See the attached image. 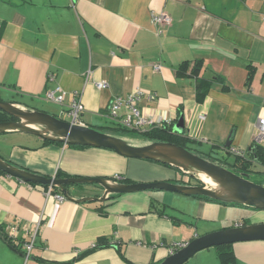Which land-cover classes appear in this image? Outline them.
<instances>
[{
  "label": "crops",
  "instance_id": "crops-1",
  "mask_svg": "<svg viewBox=\"0 0 264 264\" xmlns=\"http://www.w3.org/2000/svg\"><path fill=\"white\" fill-rule=\"evenodd\" d=\"M161 12L172 18L162 31L151 20ZM198 60L203 66L191 74ZM98 81L108 86L99 89ZM59 85L64 103L46 99ZM134 92H141L147 116L173 122L188 144L211 146L201 152L227 162L241 155L236 151L249 157L264 117V0H0V97L61 117L70 116L79 94L84 125L103 128L115 125L109 117L114 98ZM180 119L182 132L174 130ZM0 157L48 177L191 181L158 161L25 131L0 133ZM251 168L264 172L255 161ZM46 187L0 173V264H158L175 244L206 233L194 221L202 217L174 205L179 192L150 189L60 203L46 196ZM68 189L75 199L103 194L92 183ZM190 197L185 203L202 212L219 204ZM38 222L25 259L23 244ZM232 249L242 264H264V240L236 242Z\"/></svg>",
  "mask_w": 264,
  "mask_h": 264
},
{
  "label": "water",
  "instance_id": "water-1",
  "mask_svg": "<svg viewBox=\"0 0 264 264\" xmlns=\"http://www.w3.org/2000/svg\"><path fill=\"white\" fill-rule=\"evenodd\" d=\"M0 109L15 116L16 120L0 122V133L7 131H25L40 135L48 140L72 145L105 147L128 157L150 159L179 168L190 179L203 182V185L155 181L123 183L106 177H48L18 168L0 157V170L26 182L58 187L69 199L83 202L89 199L104 201L110 194L145 191L150 189L179 192L188 196H207L226 203L254 206L264 210V184L254 182L247 172L238 173L226 163H218L215 157L196 149L169 141L152 140L138 133L123 134L110 129L75 123L59 116L33 109L21 103L0 98ZM29 123L40 124L38 128ZM182 119L175 131L182 132ZM180 128V129H178ZM133 140H132V139ZM232 136L224 147L230 149ZM253 147L247 152L251 154ZM193 168L215 177L221 188L208 185ZM98 184L103 188L101 196L75 199L69 193L72 184ZM264 240V222L237 225L197 236L171 253L158 264H184L197 252L213 246L233 244L242 241Z\"/></svg>",
  "mask_w": 264,
  "mask_h": 264
},
{
  "label": "built area",
  "instance_id": "built-area-1",
  "mask_svg": "<svg viewBox=\"0 0 264 264\" xmlns=\"http://www.w3.org/2000/svg\"><path fill=\"white\" fill-rule=\"evenodd\" d=\"M151 20L153 24L160 27V31H162L163 27L170 25L172 22L171 16L166 12L153 13ZM154 68L155 70H159L161 68V64L156 63L154 65ZM88 77L89 74L87 78ZM95 85L97 88L102 89L107 87L108 83L105 81H98L95 82ZM141 95V92H134L130 93L127 96H117L114 98L109 110V117L113 120L114 124L135 132H143L152 128L153 126H160L165 122V120H163L162 118H151L142 111L139 106ZM65 96L66 91L60 85L55 89L47 91L45 94L46 99L56 103H64ZM68 111L71 116V121L79 124H84L81 119V114L84 111V105L79 94H76V96L74 97ZM257 127L258 136L256 138V141L262 143L264 141V117H260L258 119ZM236 153L243 155V153H241L240 151H236ZM114 178L116 180L124 179V177L120 174H116ZM45 194L47 197H53L60 203L68 199V196L64 192L55 191L53 186L46 187ZM39 227L40 222L33 226L29 238L26 239L23 244L26 259L30 257L32 253ZM187 243L188 242L175 244V247L172 251L175 252L177 249L185 246Z\"/></svg>",
  "mask_w": 264,
  "mask_h": 264
},
{
  "label": "rangeland",
  "instance_id": "rangeland-1",
  "mask_svg": "<svg viewBox=\"0 0 264 264\" xmlns=\"http://www.w3.org/2000/svg\"><path fill=\"white\" fill-rule=\"evenodd\" d=\"M4 100H7L8 97L6 95L1 96ZM61 118L70 121L71 116L65 114L61 116ZM193 149L198 151H209L211 146H206L203 144H188ZM205 153V152H203ZM215 157L218 163H223L222 159L217 155ZM224 164V163H223ZM259 168H262L261 165H258ZM230 167V166H229ZM232 168V167H230ZM175 171L181 175L179 169L173 168ZM234 169V168H232ZM235 170V169H234ZM249 178L256 183L263 184L264 183V172L263 173H250ZM167 181V180H166ZM172 182V181H169ZM182 179L179 180V183H182ZM196 183V179L191 178L190 183ZM206 182V181H205ZM208 183V182H207ZM208 185H211L208 183ZM213 187V185H211ZM177 194V193H176ZM176 199L174 201V205L179 206L181 209L188 213H192V215H196L194 221L198 223V227L201 233H209L221 229H225L226 226L234 225L236 221L247 222L248 224L260 223L264 222V210L258 209L254 206H246V205H228V204H215L207 206L205 208V212H202V207L199 205H195L193 203H185L186 201L193 202L190 196L178 193L176 195ZM199 219V220H198ZM26 257V255H25ZM26 259V258H25ZM184 264H223L222 258L218 254L217 246H213L210 248L203 249L197 252L192 258L186 261Z\"/></svg>",
  "mask_w": 264,
  "mask_h": 264
},
{
  "label": "trees",
  "instance_id": "trees-1",
  "mask_svg": "<svg viewBox=\"0 0 264 264\" xmlns=\"http://www.w3.org/2000/svg\"><path fill=\"white\" fill-rule=\"evenodd\" d=\"M188 66H189L188 62H185L180 67L179 72L184 73V71L188 68ZM202 66H203L202 60L196 61L195 64L192 66L191 74L199 73ZM252 77H253V70H250V72L248 74V78H247L248 84L251 82ZM16 119L17 118L15 116H13V115H11V114L0 109V122L9 121V120H16ZM103 128L104 129H110V130L120 132L123 134L138 133L139 135L146 137V138H149V139H152V140L169 141V142L177 143V144L185 146V147L192 148L188 145L189 142H192L191 140H189L188 138L183 137V135L173 131V122H169V123L164 122L160 126H153L152 128H150L146 131H143V132H135V131L129 130L127 128L120 127L116 124L115 125H108V126H105ZM252 147L254 149H253V151L249 157L239 155L233 162H227L226 160H222V162L226 163V164H228V166L234 168L235 171L238 173L247 172L249 174V176H250V173H252V172L257 173V174L263 173V171H258V170L252 169L251 166L254 163V161L264 165V146H263V144H261L257 141H254ZM163 164H166V163H163ZM166 165H169V164H166ZM169 166H171V165H169ZM177 169H179V168H177ZM0 173H5V172L0 170ZM58 175H60L59 172H58ZM193 184L203 185V182L196 180V183L193 182ZM45 186L48 187V185H45ZM54 189L57 190L58 187H54ZM193 197L208 199V200H212V201L219 202L222 204L239 205L236 203L221 202L219 200L209 198L207 196L194 195ZM4 236L6 237V239L10 240L9 236L6 233L4 234ZM217 248H218V254L222 258L223 264H242L235 259L233 249H232V244H225V245L217 246Z\"/></svg>",
  "mask_w": 264,
  "mask_h": 264
},
{
  "label": "bare ground",
  "instance_id": "bare-ground-1",
  "mask_svg": "<svg viewBox=\"0 0 264 264\" xmlns=\"http://www.w3.org/2000/svg\"><path fill=\"white\" fill-rule=\"evenodd\" d=\"M28 124L41 128L42 126L40 124H33V123H29ZM193 170H196V172H198L199 176L206 182L210 183L211 185H213L214 188H221L220 182L213 176H208L205 172L197 170L195 168H193Z\"/></svg>",
  "mask_w": 264,
  "mask_h": 264
}]
</instances>
